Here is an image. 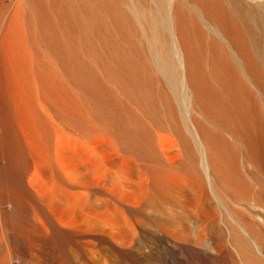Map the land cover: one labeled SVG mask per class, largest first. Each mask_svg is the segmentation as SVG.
Returning <instances> with one entry per match:
<instances>
[{
	"label": "bare ground",
	"instance_id": "obj_1",
	"mask_svg": "<svg viewBox=\"0 0 264 264\" xmlns=\"http://www.w3.org/2000/svg\"><path fill=\"white\" fill-rule=\"evenodd\" d=\"M0 264H264V0H0Z\"/></svg>",
	"mask_w": 264,
	"mask_h": 264
}]
</instances>
